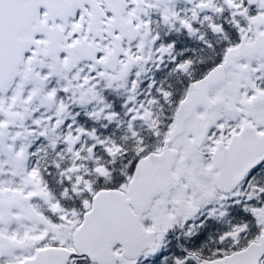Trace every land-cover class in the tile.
<instances>
[{"label": "snow or ice", "instance_id": "obj_1", "mask_svg": "<svg viewBox=\"0 0 264 264\" xmlns=\"http://www.w3.org/2000/svg\"><path fill=\"white\" fill-rule=\"evenodd\" d=\"M0 264H264V0H0Z\"/></svg>", "mask_w": 264, "mask_h": 264}]
</instances>
